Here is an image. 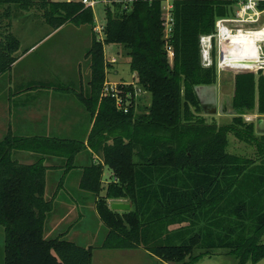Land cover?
<instances>
[{
  "label": "trees",
  "instance_id": "trees-1",
  "mask_svg": "<svg viewBox=\"0 0 264 264\" xmlns=\"http://www.w3.org/2000/svg\"><path fill=\"white\" fill-rule=\"evenodd\" d=\"M163 2L136 0L128 8L120 3L106 7L104 39H97L94 31L88 52L92 72L86 105L93 125L87 145L77 139L10 132L0 141L5 264H92L91 247L62 235L45 236L54 208L46 197L50 166L44 158L33 163L14 158L15 150H31L69 154L73 161L87 147L94 161L85 168L80 187L95 194L99 217L109 228L103 248L142 249L162 262L151 264H194L219 249L235 255L238 264H245L250 255L255 262L264 258V134L244 117L264 114V68L235 73L230 124L208 121L197 87L216 83L219 73L216 65L202 62L201 36L214 33L218 19L235 13V0H172L168 37ZM13 6L43 13L56 29L69 20L95 26L93 10L81 3L0 0V75L12 67L20 49L10 31ZM259 9L264 10V0ZM105 43L127 50L138 83L152 93L146 112L125 114L113 99H101L108 65ZM229 133L253 145L254 155L232 153ZM105 167L112 172L106 185ZM109 199L126 200L132 209L112 210Z\"/></svg>",
  "mask_w": 264,
  "mask_h": 264
},
{
  "label": "rangeland",
  "instance_id": "rangeland-1",
  "mask_svg": "<svg viewBox=\"0 0 264 264\" xmlns=\"http://www.w3.org/2000/svg\"><path fill=\"white\" fill-rule=\"evenodd\" d=\"M52 1L65 2L67 0ZM236 3L237 9H234L236 10L235 13L240 11L238 1H236ZM52 7L53 6L49 8V11L54 10ZM13 8L15 7L13 6ZM16 8L13 9V18L20 17L22 15V9L18 10L19 7ZM260 11V19L255 22V25L249 24L250 26H246L247 28H259L264 24V12L263 10ZM27 12L33 13L23 20H13V18L11 19L12 27L10 31L13 33V35H15V37L21 40V51H24L31 44L41 40L47 32L56 29L52 23L47 21L43 13H38L36 10ZM22 13H24V10ZM93 13L95 25H104L106 22L105 5L97 4L93 8ZM55 15L58 16L61 15V13L57 12ZM7 23L8 21H5L3 22V25ZM62 28L63 29L61 31L58 32L57 30L48 37L49 39L47 41L37 46V50L28 56L26 61L19 64L16 68L3 72V74L0 75V86L5 82V80H8L9 76H15V79L17 80L22 79L23 83L25 82L24 85L26 86L28 81H33V84H35L36 81L53 80V78H56L55 84L58 85L57 87L60 90L65 89V91H67L66 88L69 87L73 89L80 88L79 79L81 76L83 78L87 77V75H83V71L79 72L78 68L79 65L83 63V68L85 66V69H87L88 63L86 61L85 54L89 52L92 45V26L89 24H82L78 26L75 22L69 20L63 25ZM75 28H78L79 30L75 31ZM262 41L263 39L259 40V42ZM261 46L264 47V43H261ZM104 48L106 57L108 58V73L107 79L105 80L104 86L102 88L101 99H113L115 101L116 109L125 114H129L131 111L134 113V115H139L146 112L152 104V93L143 87V85L138 83L135 74L130 68L129 57L126 52L127 50L121 44L105 43ZM229 67L232 70L245 68L236 67L234 64H229ZM260 69L257 68L254 69V71L256 72L257 70L258 72ZM27 70L31 71L28 76L25 74ZM231 71H227L225 73V81H223L221 77H218L217 82L210 85L209 88L214 87L218 93L214 91L213 94H207L208 96H206L207 99H210L209 101L213 99L218 101L217 108L219 110V114H204L208 121H215L219 125L230 124L233 121L235 115V112L232 109L234 91L231 87V83L228 81V79L233 78L232 74L235 71ZM85 83H82V90L83 92H87L88 95L91 92V87L90 85L89 87L84 85ZM34 90H36V87H34ZM10 91H13L14 95L16 94L13 89ZM249 116L251 118L250 120L247 119ZM244 117L247 121H255L257 123L258 118L264 117V114H259L258 112L256 114V112H253L245 114ZM3 128V124H0V141L8 134V132H5ZM21 135L31 137L59 136L63 138H75L77 140L83 141L84 143L87 142V134L85 133L52 135L44 132L34 131L23 133ZM89 149L90 148L87 147L80 151L73 161H70V157H68L69 154L62 156L60 154L54 153H37L31 150H15L14 158L15 160H19L20 162L24 163H33L44 158L46 163H49L45 165L50 166L46 173L47 187L49 191L52 193L58 191L61 197L59 201L67 198L73 201L74 197L71 196H74V193L71 190L66 189H72L76 193H79L78 190H83L80 187L82 174L85 168L91 165L94 161L92 158L93 154L91 149ZM228 149L235 154H245L252 156L255 153V147L253 145L239 141L233 133H229ZM111 177L112 173L110 169L105 167L103 174L104 185L108 184ZM105 193L106 190L103 191L104 195ZM88 200L89 202L87 201V205L83 203L79 205L77 203L72 204L74 207H77V214L74 211V215L69 214L65 217L67 224L69 225L71 223L73 228L68 234H63V237L66 239H72L82 246L91 247L93 252V264H124L119 256H116L117 261H115L114 258L115 255L125 252L123 249H108L102 247V242L104 241L109 228L100 219L97 212V207L96 210L92 208V196H90ZM59 212L61 215H63L66 212V209L62 207L59 209ZM51 223L53 227H57L54 222ZM67 224L63 225V227L60 229L68 231ZM60 233L61 232H54V234L47 237H57L60 235ZM76 234H78L77 239L73 238V236L76 237ZM262 241L264 242V235L262 237ZM198 253V250L194 251L195 255ZM166 263L179 264L173 261ZM0 264H5V229L2 225H0ZM194 264H238V259L235 255L228 254L224 249H219L215 251L213 255H204ZM245 264H264V258L258 262H255L252 255H250Z\"/></svg>",
  "mask_w": 264,
  "mask_h": 264
},
{
  "label": "crops",
  "instance_id": "crops-1",
  "mask_svg": "<svg viewBox=\"0 0 264 264\" xmlns=\"http://www.w3.org/2000/svg\"><path fill=\"white\" fill-rule=\"evenodd\" d=\"M233 7L234 9H237V4H234ZM22 12L23 10L21 11L22 15L20 17H14L13 20L14 19L23 20L24 18L30 16V14L33 13V12H27L26 10H24V13ZM228 17H234V14ZM250 25H255V24H250ZM250 25L245 24L244 26H250ZM62 27L47 32L41 40L31 44L24 51H21L22 43L21 40L18 38L20 41V49L16 53L18 59L13 63L12 68L10 69L16 68L19 64L26 61L28 56H30L35 50H37L36 49L37 46L47 41L49 39L48 37L51 36L57 30L58 32L61 31L63 29ZM78 30H79L78 28H75V31ZM91 31H92L91 36L93 39L94 28L93 29L91 28ZM104 52H105V48H104ZM105 57H106V53H105ZM85 58L88 63L87 69H85V66L83 68V63L79 65L78 69L79 72L83 71L84 72L83 75L86 74L87 77L82 78L81 76V78L79 79L80 88L78 89H73L69 87L66 88L67 91H65V89L60 90L57 87L58 85L55 84L56 78H53V80L36 81L35 84H33V81H28L26 86L24 85L25 82L23 83L21 77H20L21 80H17L15 79V76H9L8 80H5V82L2 83V85L0 86V124L1 125L3 124L4 127L3 130L5 132L8 133L10 132L14 135H19V136H25L21 134L27 132H34V131L44 132L52 135L66 134V133L68 134L85 133L87 134L86 138H88V134L90 133V130L93 125V118L90 115V112L88 111V107L86 105V101H88L89 94L87 95V92L85 91L83 92L82 90V86H83L82 83L86 82L84 85H87L89 87L91 81L92 69H91L90 55L88 52L85 54ZM170 59L171 60L173 59V55H171ZM215 60H216L215 62L216 67L219 73V78L221 77V79L225 81L224 78L226 76L225 73L227 71H231L232 69L230 67L222 68V69L219 68L220 60L218 58V54L216 55ZM106 62L108 64L107 57H106ZM27 71L25 73L27 74L26 76H28L29 73H31L30 70ZM106 71L108 73V65ZM232 71H235L232 74L233 78L228 79V81L229 83H231L232 85L231 87L234 91V75L236 72L239 71L236 70H232ZM106 79H107V75H106ZM205 86L201 85L197 87V93L201 101L207 103H214L217 105L218 101H216L215 99L209 101L210 99H207L206 97L208 96L207 94H213V92L214 91L217 92V90L214 87L209 88L210 85H205ZM34 87H36V90H34ZM12 89L14 90V92H16L15 95L13 91H10ZM216 114L217 115L219 114V110H217ZM26 137H31V136H26ZM66 139H75V138L67 137ZM85 144L87 145V142ZM76 156L77 155H75V157ZM45 164H49V163H46L45 161ZM66 190H71L74 193V196H71L74 197L73 201L68 198L59 201L61 197L58 191L52 193L51 191H49L48 187H46V197L54 201V208L50 212L45 226L46 237L51 236L52 234H54V232H61L60 235L63 236V234H68L71 231L73 226H71L72 225L71 223L69 225L67 224V221H65V217L68 216L69 214L74 215L73 214L74 211L77 214V207H74L72 205L73 203H77L78 205L83 203L87 205V201L89 202L88 198L92 196L91 206L94 210H96L95 194L90 192H85L83 190H78L79 193L74 192L72 189H66ZM115 201L127 202L126 200L123 199H110L109 203L111 204L112 202ZM62 207L66 209V212L63 215H61V213L59 212V209H61ZM51 222H54L57 225V227H53ZM65 224L68 225L67 227L68 231H65L64 229H60ZM77 236L78 234H76V237L73 236V238L77 239ZM47 238H53V237H47ZM67 240L76 242L72 239H67ZM124 251L125 252H122L114 256L115 261H117L116 256H119L124 262V264H151L159 260L155 255H151L149 252L142 249H131ZM135 251H140V252H135Z\"/></svg>",
  "mask_w": 264,
  "mask_h": 264
},
{
  "label": "built area",
  "instance_id": "built-area-1",
  "mask_svg": "<svg viewBox=\"0 0 264 264\" xmlns=\"http://www.w3.org/2000/svg\"><path fill=\"white\" fill-rule=\"evenodd\" d=\"M68 2H76L83 4L86 8H93L97 4H104L105 9L109 5L114 3H120L125 8H128L136 0H67ZM163 19L166 37L172 32L173 26V3L172 0H163ZM238 1L240 11L234 13V17H224L216 21V31L214 33L203 34L201 36V49H202V62L205 66L209 67L216 65L215 57L218 54L219 68H227L229 64L226 63V53L229 50L230 53L235 52V49L231 46V37L234 32H242L247 29L245 24H256L255 22L260 19L261 11L259 4L261 0H235ZM237 4V3H236ZM105 24L95 25L94 31L97 35V39L103 40L105 36ZM264 43V40L262 41ZM231 44V45H228ZM242 48V46H241ZM169 55H173V49L171 46L167 48ZM262 63L260 68L264 67V47H262V54L260 55ZM258 68V69H260ZM257 69V68H256ZM236 71H254L253 68L249 69H235ZM257 72V70H256ZM247 119H251L250 116Z\"/></svg>",
  "mask_w": 264,
  "mask_h": 264
},
{
  "label": "bare ground",
  "instance_id": "bare-ground-1",
  "mask_svg": "<svg viewBox=\"0 0 264 264\" xmlns=\"http://www.w3.org/2000/svg\"><path fill=\"white\" fill-rule=\"evenodd\" d=\"M234 33L231 37L232 45H228H231L235 52L230 53L229 50L227 51L226 63L234 64L236 67H245L240 69L260 68L263 61L260 57L262 42H259V40H264V24L259 28H247L242 32L237 31Z\"/></svg>",
  "mask_w": 264,
  "mask_h": 264
},
{
  "label": "water",
  "instance_id": "water-1",
  "mask_svg": "<svg viewBox=\"0 0 264 264\" xmlns=\"http://www.w3.org/2000/svg\"><path fill=\"white\" fill-rule=\"evenodd\" d=\"M51 1V0H50ZM203 110L206 114H216L217 113V105L214 103L202 102ZM257 132L264 134V117H260L256 123ZM112 210L117 211H130L132 209V205L129 202L115 201L111 203Z\"/></svg>",
  "mask_w": 264,
  "mask_h": 264
}]
</instances>
